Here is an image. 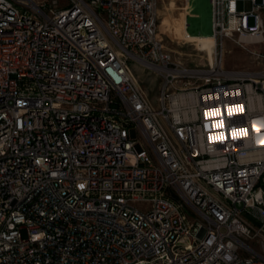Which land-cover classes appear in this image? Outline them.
<instances>
[{
	"label": "built area",
	"instance_id": "built-area-1",
	"mask_svg": "<svg viewBox=\"0 0 264 264\" xmlns=\"http://www.w3.org/2000/svg\"><path fill=\"white\" fill-rule=\"evenodd\" d=\"M155 8L0 0V264H264V65L221 64L264 38V0H209L194 85L211 66L173 62Z\"/></svg>",
	"mask_w": 264,
	"mask_h": 264
},
{
	"label": "rangeland",
	"instance_id": "rangeland-1",
	"mask_svg": "<svg viewBox=\"0 0 264 264\" xmlns=\"http://www.w3.org/2000/svg\"><path fill=\"white\" fill-rule=\"evenodd\" d=\"M60 1L62 3L63 0ZM157 6L158 34L167 48L173 51L174 59L181 61L184 66L191 69H206L209 65H213L215 57L209 25V0H158ZM240 44L225 39L222 55L223 68L260 70L264 65V58L256 54L264 52V38L255 43L241 42ZM220 49V45H217V58H219ZM128 64L141 88L150 100L154 101L158 93L159 79L132 60L128 61ZM200 75L195 74L189 78V83L193 85L200 83L202 81ZM259 186L264 190V174L260 178ZM134 205L139 209L148 206L141 202H136ZM242 216L252 224L260 223L259 218L254 214L242 211Z\"/></svg>",
	"mask_w": 264,
	"mask_h": 264
},
{
	"label": "bare ground",
	"instance_id": "bare-ground-1",
	"mask_svg": "<svg viewBox=\"0 0 264 264\" xmlns=\"http://www.w3.org/2000/svg\"><path fill=\"white\" fill-rule=\"evenodd\" d=\"M157 1L158 0H156V8H155V12H156V28H155V38L158 40V42H161L162 44H164L165 46H167L166 44H165V42L162 40V38L159 36V30H158V25H157V14H158V6H157ZM211 33V35H212V42H213V44H214V53H215V38H214V36H213V34H212V32H210ZM242 41H245V42H248V43H253V42H257V41H260L261 39H262V36H257V37H252V38H250V37H241L240 38ZM170 48V47H169ZM170 51H171V53H172V59H173V62H175V63H177L179 66H182L183 68H188L187 66H184L183 64H182V62L181 61H179V60H175L174 59V56H173V51L171 50V48H170ZM223 49H222V53H221V64H222V55H223ZM214 57H215V55H214ZM217 64H218V61H217V58L215 57L214 58V63H213V65H209V66H211V69H209V70H207V71H196V72H194L193 71V73L195 74V73H204V74H207V73H211V72H215V73H217V71L215 70V66H217ZM238 72H240V71H238ZM132 75H133V78L135 79V81L136 82H138L137 81V78H136V76L133 74V72H132ZM156 106H157V104H156Z\"/></svg>",
	"mask_w": 264,
	"mask_h": 264
}]
</instances>
